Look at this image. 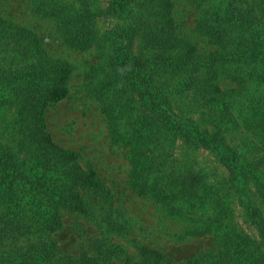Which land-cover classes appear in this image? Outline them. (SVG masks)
I'll list each match as a JSON object with an SVG mask.
<instances>
[{
	"label": "rangeland",
	"instance_id": "obj_1",
	"mask_svg": "<svg viewBox=\"0 0 264 264\" xmlns=\"http://www.w3.org/2000/svg\"><path fill=\"white\" fill-rule=\"evenodd\" d=\"M46 131L108 199L62 209L71 162ZM56 203L62 255L264 264V0H0V264L31 262Z\"/></svg>",
	"mask_w": 264,
	"mask_h": 264
},
{
	"label": "trees",
	"instance_id": "obj_2",
	"mask_svg": "<svg viewBox=\"0 0 264 264\" xmlns=\"http://www.w3.org/2000/svg\"><path fill=\"white\" fill-rule=\"evenodd\" d=\"M148 87L149 85L147 84L146 89H148ZM49 95L51 100L57 101L65 97L66 90L64 88H53ZM149 96H151V94H149ZM157 107L159 106L157 105ZM159 111L160 115L165 119V109L159 108ZM43 139L50 149L59 151L65 160L71 162L68 170L67 182L60 188L62 203H58L62 206V209L86 213L87 207L84 203L86 202L85 196L88 194L99 193L101 196L108 199V190L95 169H83L77 162V153L57 146L53 142L49 132H44ZM157 165L158 164L154 162V157H151V159L145 158L139 169L135 168L131 186L137 193L147 196L151 195L152 183L158 176L157 174L154 175V172L159 171ZM108 209L110 211L113 210L111 206H109ZM108 209L106 212H109ZM48 213L51 224L49 223L43 228H40L42 231L40 232L41 235L36 237L30 244L34 249L33 252L27 256L30 259H26L24 254L21 256L23 260L31 262H25L23 264H38V262L40 264H164L163 262L165 259L161 251L143 244L137 246V259H135V256H126L122 262L105 261L106 259L101 258V256L90 257L85 253L79 257L62 255L57 249L56 242L49 234L51 231L62 226V216L58 204L56 203ZM105 219L108 222L107 226L111 228L112 231L122 230V227L118 225L119 222L113 218V213H108ZM105 257L109 258L108 255ZM165 257L168 258L167 256ZM192 261H194V259Z\"/></svg>",
	"mask_w": 264,
	"mask_h": 264
}]
</instances>
